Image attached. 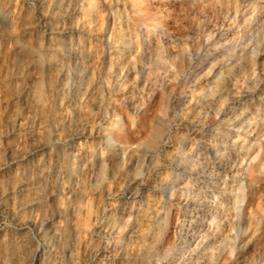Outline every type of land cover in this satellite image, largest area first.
<instances>
[{
  "label": "clouds",
  "instance_id": "clouds-1",
  "mask_svg": "<svg viewBox=\"0 0 264 264\" xmlns=\"http://www.w3.org/2000/svg\"><path fill=\"white\" fill-rule=\"evenodd\" d=\"M107 2L25 0L26 18L12 11L20 0L0 3V19L13 27L18 20L22 29L27 25L39 33L38 47L34 41L21 43L17 36L15 59L6 57V63L0 64V264H95L101 249L105 264H255L264 257V203L256 206L257 193L264 192V164L254 170L249 162L241 172L244 166L237 162L225 177L230 157L210 140L213 134L230 139L227 134L235 132L229 151L238 150V155L245 151V137L253 132L258 131V141L264 142V97L246 128L233 127L232 117H240L225 111L239 100L242 89L252 92L260 82L256 61L264 55V0H210V5L227 4L230 10L224 25L206 30L211 21L206 22L201 39L205 45L215 44L223 55L191 84L188 76L195 73L185 64L187 37L183 47L177 44L176 67L169 81L172 90L163 100L172 99L177 82L183 81L180 94L191 92L199 110L189 125L191 131L165 141L171 150L160 147L157 138L154 158L147 166L139 151L143 141L133 149L128 142L132 133L116 109L123 103L116 97L127 86L126 78L121 79L124 69L119 75L112 71L119 63L116 48L110 41L116 54L101 75L100 57L105 52L95 45L87 47L97 39L93 25L85 17L75 25L69 23L75 8L85 11L83 6L88 3L91 10L102 11ZM229 29L242 32L230 40L222 36L226 43H216L217 34ZM49 32L53 39L45 48ZM148 32L155 36L154 30ZM129 41L131 49L136 41L131 35ZM156 46L148 45L147 63L144 51H130L126 70L135 71L139 65L151 80L159 61L157 52L163 47L159 37ZM26 49L31 53L29 59H25ZM3 50L0 40V55ZM238 50L239 59L251 60L252 71L245 77L252 82L251 88L237 82L231 91L222 84L193 91L217 66L221 68L218 81H222ZM89 68L93 69L91 80ZM94 84H99L95 93L85 91ZM5 94L10 101L7 108L2 99ZM93 104L99 110L93 111ZM186 115V111L174 113L172 119ZM138 120L134 116L133 124ZM170 122L167 116L160 121L165 135ZM80 141L92 143L80 146ZM88 198L97 201L94 227L99 230L90 229L85 237L76 217ZM209 216L212 227L207 226Z\"/></svg>",
  "mask_w": 264,
  "mask_h": 264
},
{
  "label": "bare ground",
  "instance_id": "bare-ground-1",
  "mask_svg": "<svg viewBox=\"0 0 264 264\" xmlns=\"http://www.w3.org/2000/svg\"><path fill=\"white\" fill-rule=\"evenodd\" d=\"M66 6L67 5H65V7ZM26 7H28L27 4ZM73 7L75 8V5ZM83 7L85 11H82L79 8H75V15L69 21V23L75 25L80 21L82 17H85V22L91 23L93 25L92 32L97 37V39H94L89 42L87 47L91 49L95 45L97 49H103L102 45L99 47V43H109L111 41L112 45L116 48V52L119 54V63L116 66L115 73L119 75L122 69H124V74L122 77L127 76L130 72L134 73V89H136L139 85H146L148 86L149 90L150 88L151 90H153V87L155 86H159L160 89L165 87L166 79L163 78V74H161L162 71H156L160 67H166L167 69H169L170 67L174 69L176 67V64L173 61L176 59L179 53L177 44L179 43L180 46L183 47V41L185 37H187L188 48V52L185 54L184 57L186 66L189 67L190 72H194L197 76V74H199V72L206 66L208 60H211L212 62L207 66V69L203 70L201 73L203 74L204 72H206L208 68L211 67L213 61L216 59L212 58V55L218 49L215 47V44H210V46L204 44L203 39H201V32L205 30L203 28V25L206 22L211 21V23H207L206 30H211L214 25L217 27L223 25V23L225 22L223 18L229 13L230 10L227 4L212 6L210 5V0H108L107 3L102 4V11L91 10L89 8L88 3H85ZM104 13H107V15H105ZM235 14L236 13L233 10L232 15ZM108 19H110V25L107 29ZM4 22V20L0 19V24ZM237 22L242 23V18L238 17ZM149 29L155 31V36L149 35ZM241 32L233 30L231 33L228 31L223 35H221L222 33H218L216 37V43L224 44L226 43V40L223 39L222 36H226L227 39L230 40L233 36L240 34ZM130 35L132 36V39L136 41L135 44L131 45V49L129 47ZM156 37H159L160 44L163 47L162 51L157 52V55L159 56V61L157 66L155 67V76H153L152 79L149 80L150 73L147 70H142L139 65H137L135 71L126 70L128 61L132 59L130 51L133 53L137 51H144L145 56L143 57V60L145 63L148 62V55H150V53H148L146 49L149 44H151L152 48L154 49L157 47ZM52 39L53 38L50 32L45 35V48H47V46L52 43ZM242 42L243 39L241 43ZM213 46L214 50H212ZM15 48V51L18 52V46L15 45ZM218 51L222 52V50ZM115 54L116 53H113V55ZM189 56L191 57L190 63L188 61ZM13 59H15V56L13 57ZM94 60L95 56H93V59L92 61H90V63L94 62ZM100 63L104 66L101 68L102 70L107 69L108 66L112 63V61L109 60L108 57L101 56ZM229 66L231 68V71L225 75L222 81H218V78L220 77L221 73L220 66H217L215 69H213L212 74L206 78L208 80L206 81L205 85H207L208 88H214L222 84L227 90H229L232 86L236 84V81L231 76V73L235 69L241 70L242 68L244 71H247L244 67L249 69L252 66V63L250 59H239L238 50L237 56L232 59ZM172 69L164 70L168 74L167 79H172ZM259 71H264L263 62L260 63V69L256 66V74H258ZM90 73H93V69L91 68H89L87 73L88 79ZM137 73H139V75H137ZM248 73H250V71H248ZM196 76H193V79H195ZM245 84L246 86H248L251 85L252 82L248 81ZM135 91L137 92V90ZM151 95L152 92H149L148 97H150ZM242 95L245 96V94ZM124 98L130 105L135 106L141 105L142 103L140 96L131 92L126 93L124 95ZM184 99L185 98H181V100ZM234 101L231 107L225 110L228 113V116H231V114L234 112V109L236 108V102ZM201 102L203 103L204 101L202 100ZM228 116H226V118L224 117V119H227ZM211 140L213 147L218 145L221 151L230 157L228 164L229 166L231 160L234 159V152L232 153L231 151H229V145L225 144V142L222 141L223 139H215L214 142L213 139ZM221 141L223 143H220ZM246 141L247 142L243 146L250 147L254 143H256V147L253 148L254 151H252V153H243V155H241L243 158L248 157V159H245L247 163L244 168L249 166V162H251L252 165V162L256 158H259L260 161L258 163H255L256 166L254 165L255 168L258 169L260 164H262L264 161L263 142L258 141L259 143H257V141L255 142L252 138H248L246 139ZM134 160L135 158L133 159V161ZM216 194L219 195V193ZM189 195L191 199H197V197L191 196V194ZM200 215H203V213H201ZM211 219L212 218L210 216L207 219L208 227L213 226L211 223ZM200 223L204 224L205 221L201 220ZM189 228H191V223L189 224ZM199 231L200 229L197 228L196 232ZM101 251L102 249L100 250V253ZM104 256L105 253L101 255V257ZM255 264H264V257L258 258Z\"/></svg>",
  "mask_w": 264,
  "mask_h": 264
},
{
  "label": "rangeland",
  "instance_id": "rangeland-1",
  "mask_svg": "<svg viewBox=\"0 0 264 264\" xmlns=\"http://www.w3.org/2000/svg\"><path fill=\"white\" fill-rule=\"evenodd\" d=\"M2 2L3 0H0V3ZM26 8L27 7H26L25 0H20L19 7H17L14 4L12 6V11L14 13L19 12L20 18H26L27 16V12L25 11ZM15 23L17 25L16 27H13L12 23H8V22H4L0 24V40L4 41V50H3L4 54L0 55V64L6 63V57H11L13 59V57L15 56L14 53L17 52L15 51L16 49L15 40L17 36L20 38V42L22 43H27L28 41H34L33 46L34 47L39 46L38 45L39 33H33L32 31L28 30L27 25H24L22 29L21 26L19 25L18 20L15 21ZM224 24L225 22L223 23V25ZM109 25H110V19H108L107 21V29ZM231 30L238 31L236 29H229L230 33L232 32ZM239 31L241 32L242 30H239ZM223 34L225 33H222L221 35ZM101 45L105 52L104 57H108L109 60L112 61L113 52H112V48L109 47V43L107 42L99 43V47ZM212 50H214V46ZM25 52H26L25 59L31 58L30 50L26 49ZM214 53L212 55L213 56L212 58H216V59L220 58L223 55V52L218 51V50ZM216 54L219 56H217ZM211 62H212L211 60H208V62L206 63V66L199 72V74H197V76H203L201 72L207 69V66ZM262 62L264 63V55L259 56L256 61V64H257L256 66L259 67V69H260V63ZM244 68L247 71H244L242 68L241 70L235 69L231 73V76L235 79L236 84L229 89L230 91L236 88L237 82H239L241 85H245L246 83L245 77L249 74L248 71L251 72L252 66L249 69H247L246 67ZM107 69H102L101 75H105L107 72ZM170 69H172V67H170L169 69H167L166 67L164 68L160 67L156 71V72L162 71L161 74H163V78L166 79V83H165L164 88L160 89L159 86H155L153 87V90H151V88L149 90L148 86L146 85L145 86L139 85L137 86L136 89H134V87L132 86V82L134 81V73L130 72L127 76H124L121 78V79L126 78L127 86L125 87L123 92H121V94L116 97L118 101L123 102L122 105L120 104L116 105L117 112L120 114L121 119L125 123L128 124V130L132 133L131 138L128 142L132 145L133 149L135 150L136 147L140 145V142L143 141V147H140L139 151L141 153V157L144 158V163L146 166L151 162L152 158H154L155 153L152 151V149L155 146V142L157 141V138L159 140L160 147L164 148L165 151L171 150L169 145L165 143V141H167L169 137H175L176 135H182L185 131H191V128L189 127V125L191 121L194 119L197 111L199 110L192 101L191 92L186 93L184 95L180 94L181 88L183 87V81L177 82L176 94L174 95V97L170 99L167 103L164 102L163 100L164 95L167 92L172 90V85L169 83L171 79H167L168 74L164 71V70H170ZM112 71L115 73L116 67L113 68ZM260 72L261 71H259V73L257 74L260 78L258 87L254 89L252 92L245 91L242 89L239 101L238 100L234 101L236 102L235 103L236 108L234 109V112L236 113V116L240 117L241 119H236V117H233V120H234L233 127H236V128L245 127L246 128L247 120L250 118V114L255 112L256 108L260 104L261 97H264V71H262L261 73ZM92 74L91 73L89 74V80H91ZM206 78L201 80L200 84L197 85L195 89H193L194 92L200 91L201 87L204 86L206 81L208 80ZM193 80H194L193 75H189L188 83L191 84ZM8 87L11 88L10 82H9ZM247 87L251 88L252 84L248 85ZM98 88H99V84H94L91 90L85 87V91L95 93L96 89ZM135 90H137V92ZM129 92L140 96V99L142 101L141 105L134 106V105H130L127 103V101L124 98V95ZM149 92H152V95L150 97H148ZM242 94H245V96ZM181 98L182 99L185 98V99L181 100ZM2 99H3L4 107L7 108L10 102L8 95L5 94ZM91 108L93 111H97L99 110V105L93 104L91 105ZM245 109H247L248 111H245ZM185 111L187 113L186 117H177L174 120L172 119L174 113H183ZM109 113L111 114V109L109 110ZM134 116L139 117V120L137 123H135V125L133 124ZM165 116H167L168 119L171 121L167 127V135L164 134L165 129L160 123V121L163 120ZM224 117L226 118V116L222 115V119H224ZM200 135H203V133H200ZM227 135L230 137V139H227L225 137L223 140L222 139L220 140L225 142V139H226L227 142H225V144H228L230 146L231 142L236 139V134L235 132H230ZM258 136H259L258 131L253 132L252 135L246 136L245 140L248 138H252L255 142L257 141V143H259L258 138H257ZM212 139L214 142V140L218 138L215 136V134H213ZM222 141L220 143H223ZM85 143L91 144L92 142L91 141H80L79 142L80 146H83ZM210 143L212 144V140H210ZM263 145H264V142H263ZM243 147L245 151L240 152L239 155L237 154L238 150L231 151L232 153L234 152L233 153L234 159L231 160L230 165L228 166L229 171L225 172V177L229 174V172L232 171V166L236 165L237 162H239V165H243L245 167L247 161L241 155H243V153H246V154L250 152L252 153V151H254L253 148L256 147V143H254L250 147H246V146H243ZM259 161L260 159L256 158L252 162L251 166L254 168V170L257 169L255 168L256 166L255 163H258ZM262 164H264V161ZM130 167L134 170L135 160L132 161V163L130 164ZM244 167L240 169L241 172L244 171ZM261 187H264V185H262ZM223 188H224V185L222 183L220 185V189L223 190ZM223 202L225 203V205L228 204L227 196L224 197ZM96 203L97 201L95 200V198L86 199L82 214L76 217L78 227L84 233L85 237H87L90 229L92 231L99 230L98 227H94V225L96 224L98 215H99L98 210L96 208ZM262 203H264V192H258L257 197H256V206L259 207ZM221 211L223 212V210ZM129 239H131V237H129ZM82 247L86 250L87 245L84 244L82 245ZM104 253H105V250L102 249L100 256L95 261V264H105V256L101 257V255H103ZM255 254H256V249L253 248L251 255L254 256Z\"/></svg>",
  "mask_w": 264,
  "mask_h": 264
}]
</instances>
